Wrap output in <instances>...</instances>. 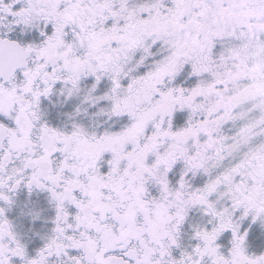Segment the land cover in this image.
<instances>
[{
  "label": "snow or ice",
  "instance_id": "obj_1",
  "mask_svg": "<svg viewBox=\"0 0 264 264\" xmlns=\"http://www.w3.org/2000/svg\"><path fill=\"white\" fill-rule=\"evenodd\" d=\"M0 264H264V0H0Z\"/></svg>",
  "mask_w": 264,
  "mask_h": 264
}]
</instances>
